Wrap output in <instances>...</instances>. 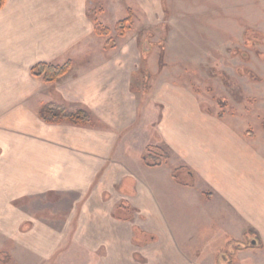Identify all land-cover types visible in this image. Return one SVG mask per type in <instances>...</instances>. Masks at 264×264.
<instances>
[{
  "label": "crops",
  "instance_id": "obj_1",
  "mask_svg": "<svg viewBox=\"0 0 264 264\" xmlns=\"http://www.w3.org/2000/svg\"><path fill=\"white\" fill-rule=\"evenodd\" d=\"M77 7L78 4L67 9L61 7V10L72 20L83 22L84 14L82 19L74 15ZM49 14H53V10ZM81 28L77 27L79 31ZM92 33L93 28L81 36L63 37L54 28L48 29L40 37L34 36L16 46L15 53L21 54V60L30 57L28 64L7 65L10 76L3 74L0 67V246L9 241L24 246L28 254L25 264L48 259L51 247L62 244L63 240L58 233L54 234L52 225L47 224L52 221L49 212L53 204L51 197L55 194L77 197L78 204L83 202L78 211L75 207L68 215L70 223L78 214L72 246L93 256L104 247V256H100L104 264L127 262L133 236L126 232V225L131 221L141 232L157 238L156 242L146 245L156 247L158 263L195 264L197 254L202 251L192 247L187 254L181 252L180 247L193 238L191 229L197 223L196 213L203 217L202 226H210L215 219L229 222L224 219L225 215L215 216L221 209L223 213H231V225L220 226L230 235L229 239L240 243L249 229V236L259 241H255L257 246L253 248L264 252L262 170L255 166L249 152L246 153L244 140L201 112L193 96L178 88L163 86L158 90L155 98L163 106L164 114L155 122L159 141L153 145L159 147L160 143L166 148L168 164L173 169L185 167L195 175L192 187L177 184L171 177L172 170L167 167H145L127 153L131 149L136 153L145 151L150 141L149 127L154 124V119L148 115L144 124L128 133L115 149L117 132L132 123L136 101L128 84L126 87L120 84L117 91L114 77L110 79L114 81V89L100 88L96 83L101 73L88 72V68L74 64L68 57L73 56L72 47L77 41ZM66 62L72 64L70 73L54 84L60 101L86 109L111 132L103 131L105 128L97 124L93 128L44 124L38 118L41 107L58 102L54 99L41 102L38 94L16 90L20 86L15 77L24 67L27 66L31 81L44 86L41 80L30 75V69L38 63L63 65ZM147 85L149 87L150 83ZM14 86L17 87L12 89ZM28 100L34 104L27 108L20 104ZM100 172L99 181L85 203V194ZM205 191L212 193H209L212 196L207 206L199 198V192ZM106 193L107 202L103 199ZM201 198L204 201L202 195ZM121 204L132 210L131 221L114 218ZM217 204L220 205L215 207ZM136 215L137 219L142 217L139 223ZM24 225L28 226L27 232L21 231ZM239 250L242 248L236 249L235 254ZM0 252L4 251L0 249Z\"/></svg>",
  "mask_w": 264,
  "mask_h": 264
},
{
  "label": "rangeland",
  "instance_id": "obj_2",
  "mask_svg": "<svg viewBox=\"0 0 264 264\" xmlns=\"http://www.w3.org/2000/svg\"><path fill=\"white\" fill-rule=\"evenodd\" d=\"M77 4L74 15L82 19L84 14L86 19L83 22L79 19L72 20L69 14L61 10V7L67 9ZM51 10L53 16L49 14ZM129 15L132 23L125 38H119L114 26ZM94 22L111 30L109 39L115 43V47H107V38H98L92 33L77 41L72 47L73 56L68 57H71L74 64L88 68V72L94 70L96 74L101 73L97 76L100 80L96 83L100 88L114 89V81L110 82L114 77L117 91L120 84L123 87L129 85V91L136 101L135 113L132 123L117 132L115 149L128 133L137 131L138 126L144 124L147 115L154 119V124L149 127L148 145L156 144L154 142L159 141V138L155 122L160 120L164 109L155 94L163 86L178 88L193 96L200 111L207 117L218 120L219 125L228 127L244 140L246 153L249 152L255 166L261 168L263 177L264 0H7L5 7L0 10V67L4 70L3 74L11 75V71L7 69L9 64H28L30 57L24 61L21 60V54L17 56L19 53H15L25 40L30 41L34 36L38 38L53 28L63 37L81 36L92 30ZM2 26H7V29L2 30ZM77 27L82 28L79 31ZM249 33L251 35L248 36ZM26 69L27 66L22 69L23 72H17L15 80L20 87L17 85L12 89L17 87L16 90L22 93L38 94L41 102L54 99L59 104H65L68 109L75 108L60 101L55 85L41 86L39 82L36 85L28 77ZM130 72L134 73L131 75ZM252 73L260 81L251 80ZM145 77L148 79L145 80ZM20 104L27 108V105L34 103L28 100L21 101ZM92 117L98 127L105 128L103 131H112L93 114ZM159 144L158 148L167 152ZM127 153L140 160L145 151L136 153V150L131 149ZM176 164L174 162L175 167ZM163 167L173 169L171 164ZM101 172L85 194V203L97 185ZM179 176L185 178L182 180L188 179L183 173ZM193 180H196L194 174ZM199 193L200 201L207 206L212 193ZM51 198L53 204L50 212L48 211L50 214H47L52 217V221L47 224L52 225L54 234L58 233L63 238L62 244L53 245L48 259L37 260L34 264H104L101 260L104 247L93 256L76 245L72 246L78 214L70 223L68 215L75 207L78 211L83 202L78 204L77 197L55 194ZM103 199L105 202L109 201L107 193L103 195ZM222 211L224 210L217 211L215 216L225 215L224 219L230 223L215 219L210 226H202L200 223L203 217L196 213L197 223L191 229L193 238L189 244L180 247V251L188 254L192 247L201 250L196 256L195 264H229L232 261L234 264H264V252L258 247L239 250L237 254L231 248V243L225 247L230 235L224 233L220 226L231 225V213ZM140 219H137V223ZM129 223L126 225V232L133 237L129 245L131 253L125 264H161L156 261L158 252L155 246L147 247L146 244L134 242L136 227L132 225L133 221ZM28 230L27 225L21 228L22 232ZM255 241L249 235L247 238L244 235L237 244L248 246ZM23 247L9 241L1 245L0 249L10 256L9 264H25L28 254ZM148 254L151 256L148 257ZM4 260V257H0V261Z\"/></svg>",
  "mask_w": 264,
  "mask_h": 264
},
{
  "label": "trees",
  "instance_id": "obj_3",
  "mask_svg": "<svg viewBox=\"0 0 264 264\" xmlns=\"http://www.w3.org/2000/svg\"><path fill=\"white\" fill-rule=\"evenodd\" d=\"M6 0H0V9L3 8ZM132 23V18L129 15L126 19L118 22L114 26V30L119 38H123L126 34V32L129 29V26ZM93 34L94 36L98 38H107L106 46L109 48H114L115 43L109 39V36L111 34V30L102 24L98 22L93 23ZM251 35V33L248 34V36ZM262 36V35H260ZM263 37V36H262ZM264 38V37H263ZM72 69L71 62H66L63 65H55V64H49V63H38L34 65L30 69V75L33 78L41 80L45 85H54L64 77H66ZM148 74V73H147ZM148 77H145V80H147ZM251 80L253 81H260V79L253 75ZM221 117V115H219ZM38 118L40 121H42L44 124L47 125H69L72 127H78V128H93L95 126V121L92 117V115L84 108L81 107H75L73 109H68V107L61 103H48L41 107ZM140 160L142 164L145 167L148 168H157L161 166H168V160L169 156L167 152L164 150L155 147L153 145H147L145 149V153L140 156ZM185 174L188 179L190 180H182L185 179L184 177H180V174ZM171 177L173 180L181 185L186 187H192L193 186V174L186 168H174L171 172ZM114 218L119 221H131L133 218L132 210L126 206L125 204H121L117 207V209L114 212ZM247 235H250L249 232L245 234V237L247 238ZM249 238V237H248ZM256 241L259 243L257 237L255 238ZM157 238L154 235L146 234L141 232L139 229H134V242L138 244H148V243H154L156 242ZM230 240V241H229ZM225 247L228 246V243L234 245V241L232 239H229ZM230 245V246H232ZM223 247V249L225 248ZM248 249V246H243L242 250ZM0 257H4L7 264L9 263V257L5 252H0ZM1 263H4L3 261H0ZM229 264H234V262H230Z\"/></svg>",
  "mask_w": 264,
  "mask_h": 264
},
{
  "label": "flooded vegetation",
  "instance_id": "obj_4",
  "mask_svg": "<svg viewBox=\"0 0 264 264\" xmlns=\"http://www.w3.org/2000/svg\"><path fill=\"white\" fill-rule=\"evenodd\" d=\"M248 242H249V241H248ZM243 246H244V245H243ZM243 246L237 244L235 248H233V245L231 246V248L235 251L236 249H240V248H242Z\"/></svg>",
  "mask_w": 264,
  "mask_h": 264
},
{
  "label": "water",
  "instance_id": "obj_5",
  "mask_svg": "<svg viewBox=\"0 0 264 264\" xmlns=\"http://www.w3.org/2000/svg\"><path fill=\"white\" fill-rule=\"evenodd\" d=\"M144 51L146 52L145 49H144ZM250 247H256V242H252V243H250Z\"/></svg>",
  "mask_w": 264,
  "mask_h": 264
}]
</instances>
